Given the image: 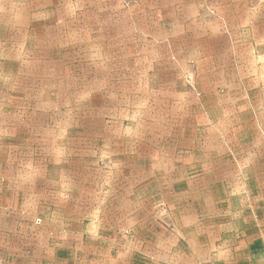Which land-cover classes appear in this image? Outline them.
<instances>
[{"label":"rangeland","instance_id":"rangeland-1","mask_svg":"<svg viewBox=\"0 0 264 264\" xmlns=\"http://www.w3.org/2000/svg\"><path fill=\"white\" fill-rule=\"evenodd\" d=\"M57 3L0 13V264H264V0Z\"/></svg>","mask_w":264,"mask_h":264},{"label":"crops","instance_id":"crops-1","mask_svg":"<svg viewBox=\"0 0 264 264\" xmlns=\"http://www.w3.org/2000/svg\"><path fill=\"white\" fill-rule=\"evenodd\" d=\"M57 1L59 2V0H18V15L20 18L24 19L23 24H21L22 27H27L29 24L34 25V19L39 16L51 17L53 15V10L50 8H52V6L56 7L58 4ZM9 2L10 0H0L1 18H8L10 16ZM43 11H47V13L44 12L43 14ZM161 94L165 97H179V93L171 91L162 92Z\"/></svg>","mask_w":264,"mask_h":264}]
</instances>
